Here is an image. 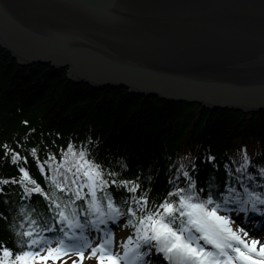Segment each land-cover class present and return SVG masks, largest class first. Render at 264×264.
<instances>
[{
  "label": "trees",
  "instance_id": "1",
  "mask_svg": "<svg viewBox=\"0 0 264 264\" xmlns=\"http://www.w3.org/2000/svg\"><path fill=\"white\" fill-rule=\"evenodd\" d=\"M89 138L90 159L116 171L120 170L117 161L126 163L127 170L120 178L139 176L142 189H150L155 203L171 190L169 181L173 177L180 181L178 186L184 187V178L177 169L183 166L191 175L192 163L196 166L193 178L198 188H206L205 181L213 178L220 191L226 190L225 184L239 191L235 178L241 174L236 170L245 153L250 157L247 171L253 176L256 190L262 191L264 177L259 176L258 170L264 167V110H211L196 103L130 93L123 86L95 89L73 83L66 77L65 69L41 63L18 64L0 47V145H7L27 158V164L21 160L19 165L26 167L31 177L48 191L44 180L52 174L49 166L55 170L60 165L69 142L78 151ZM33 148L37 149L35 157L29 155ZM4 151L0 147V179L18 178L17 166L10 163V156L4 157ZM209 156L215 157V167L206 159ZM37 160L44 164L43 176ZM59 170L63 172L64 167ZM147 176L152 177L151 182L145 180ZM22 194V189L14 184L4 186L0 192V241L14 251V238L6 225L20 218L21 207L33 219L60 227L53 224L42 196L33 194L21 200ZM114 195L119 200L126 193ZM129 230L130 235L132 229ZM73 261L75 258L48 260L46 264Z\"/></svg>",
  "mask_w": 264,
  "mask_h": 264
},
{
  "label": "water",
  "instance_id": "2",
  "mask_svg": "<svg viewBox=\"0 0 264 264\" xmlns=\"http://www.w3.org/2000/svg\"><path fill=\"white\" fill-rule=\"evenodd\" d=\"M0 47L76 84L264 110V0H0Z\"/></svg>",
  "mask_w": 264,
  "mask_h": 264
},
{
  "label": "snow or ice",
  "instance_id": "3",
  "mask_svg": "<svg viewBox=\"0 0 264 264\" xmlns=\"http://www.w3.org/2000/svg\"><path fill=\"white\" fill-rule=\"evenodd\" d=\"M89 144L90 138L77 151L69 142L60 165L55 170L48 168L52 173L44 180L48 191L31 177L26 167L19 165L21 160L27 164L26 157L0 145L5 149L4 157L10 156V163L20 173L18 178L0 179V192L4 186L14 184L22 189L21 200L39 194L47 201L53 224L60 226H50L47 220L41 223L21 207L20 218L6 225L17 250L0 241V264H46L49 259L55 261L69 252H75L82 260L89 248V256L95 257L97 264H153V260L155 264H264V241L250 237L243 221V226L234 228L235 220L230 215L232 211L264 213V191L256 190L253 176L247 171L250 157L246 153L236 170L241 174L235 178L239 191L225 184L226 190L222 192L213 178L205 181L206 188H198L193 178L196 166L192 163L191 175L183 166L177 169L184 178V187L178 186L180 181L173 177L169 181L171 190L155 203L150 189H142L139 176L120 178L127 170L126 163L117 161L120 170L116 171L90 159ZM36 153L33 148L29 155L35 157ZM206 159L215 167V157ZM37 167L43 176L44 164L37 160ZM60 167H64L63 172ZM258 174L264 177V167L259 168ZM145 180L151 182L152 177ZM114 192L126 195L117 200ZM77 201L81 203L77 205ZM228 204L236 207L229 208ZM222 211L224 215L220 214ZM121 219L132 234L120 242L122 252H114L115 233L107 225L112 222L119 227ZM256 231L253 227V236ZM52 232L56 235L44 234ZM92 232L96 235L90 238ZM97 239L99 243L92 247ZM53 243L55 248L51 247Z\"/></svg>",
  "mask_w": 264,
  "mask_h": 264
},
{
  "label": "rangeland",
  "instance_id": "4",
  "mask_svg": "<svg viewBox=\"0 0 264 264\" xmlns=\"http://www.w3.org/2000/svg\"><path fill=\"white\" fill-rule=\"evenodd\" d=\"M236 224V223H235ZM235 224H233V227L235 228L236 227V225ZM112 230H113V232L115 233V248H116V250H115V252H122V247L120 246V242L122 241V240H124V238H125V233H126V229H125V227L124 226H119V227H115V228H111ZM246 230L247 231H249V235H250V237H252V238H257V239H260V240H262V241H264V230H258V232H256L255 233V235L253 236V234L251 233V230H252V227H247L246 228ZM92 236V235H91ZM93 236H95V235H93ZM91 238V237H90ZM96 243H99V241H97V242H95L94 243V241H93V243H92V247H95V244ZM53 247L55 248V244H53ZM91 251V249L89 248V249H87L84 253H83V255H84V257H88L89 256V252ZM95 258V257H94ZM87 263V262H86ZM85 263V264H86ZM153 264H155V261L153 260Z\"/></svg>",
  "mask_w": 264,
  "mask_h": 264
},
{
  "label": "bare ground",
  "instance_id": "5",
  "mask_svg": "<svg viewBox=\"0 0 264 264\" xmlns=\"http://www.w3.org/2000/svg\"><path fill=\"white\" fill-rule=\"evenodd\" d=\"M46 65H49V64H46ZM56 69V68H55ZM57 69H65L66 70V68H57ZM66 72H67V70H66ZM66 77H67V75H66ZM69 79V78H68ZM70 80V79H69ZM71 81V80H70ZM74 83V82H73ZM91 87V86H90ZM103 87H105V86H103ZM93 88V87H92ZM102 88V87H101ZM95 89H98V88H95ZM176 102V101H175Z\"/></svg>",
  "mask_w": 264,
  "mask_h": 264
}]
</instances>
